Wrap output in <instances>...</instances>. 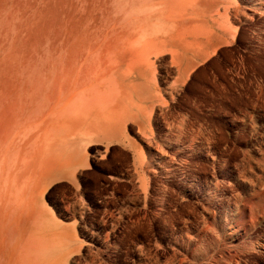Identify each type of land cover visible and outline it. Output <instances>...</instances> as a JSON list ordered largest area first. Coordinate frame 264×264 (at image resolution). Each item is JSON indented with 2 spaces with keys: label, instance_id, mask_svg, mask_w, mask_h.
<instances>
[{
  "label": "rangeland",
  "instance_id": "1",
  "mask_svg": "<svg viewBox=\"0 0 264 264\" xmlns=\"http://www.w3.org/2000/svg\"><path fill=\"white\" fill-rule=\"evenodd\" d=\"M71 1L56 0L54 13ZM80 1L98 26L115 24L121 8L133 7L131 0ZM181 5L168 7L171 32L179 20L196 14V3ZM260 31L253 48L223 49L198 70L205 75L190 89L188 129L179 127L181 133L168 138V111L158 112L151 140L141 149L151 178L143 202L129 200L125 186L100 189L93 180L79 193L63 186L44 192L46 205L63 222L58 231L74 229L77 242L63 251L67 264H264V140L259 135L264 46L257 44L264 28ZM211 106L220 124L216 172L207 156L212 146L203 143ZM249 124L256 127V138L245 136ZM34 169L30 165L29 171ZM45 257L54 264L61 255L54 248Z\"/></svg>",
  "mask_w": 264,
  "mask_h": 264
},
{
  "label": "bare ground",
  "instance_id": "2",
  "mask_svg": "<svg viewBox=\"0 0 264 264\" xmlns=\"http://www.w3.org/2000/svg\"><path fill=\"white\" fill-rule=\"evenodd\" d=\"M131 1L133 7L121 8L115 24L98 26L80 0L56 13V0H0V264H49L45 256L54 248L61 255L54 264H67L63 251L77 242L73 228L64 235L58 231L63 222L43 200L46 186L30 191L23 175L28 165L24 145L31 135L52 118L81 117L88 109L97 111L92 122L108 126L129 118L109 116L112 108L146 110L149 121L145 106L156 101L150 56L167 51L184 69L183 52L194 48L193 36L200 31L183 21L187 15L171 32L168 7L197 0ZM209 26L225 28L214 18ZM127 77L138 83L124 86L121 78ZM53 136L46 134L43 142ZM72 149L78 157L83 146L77 142Z\"/></svg>",
  "mask_w": 264,
  "mask_h": 264
},
{
  "label": "crops",
  "instance_id": "3",
  "mask_svg": "<svg viewBox=\"0 0 264 264\" xmlns=\"http://www.w3.org/2000/svg\"><path fill=\"white\" fill-rule=\"evenodd\" d=\"M191 15L190 20L183 21L189 27L199 29L200 33L196 31L193 36L194 48L190 52L188 50L183 52L184 69L180 70L176 66L167 51L148 59V69L154 75L155 84L152 85V90L156 99L152 105L147 103L145 106L150 108L149 121L146 119V110L127 112L119 108H112L106 113L114 118L120 115L129 118L109 126L92 122L91 118L97 113L93 109H88L81 117L52 118L50 124L38 128L24 145L27 148L28 165L23 175L28 181V186L32 188L30 191H38L46 186L45 193H49L54 188L63 186L79 193L84 191L88 180H93L100 189L109 186L110 183L125 186L130 193L129 200L140 202L145 200L151 178L145 172L141 149L143 143L150 139V130L158 112L168 111V138L173 132L176 135L181 133L179 127L183 128L185 125L184 128L188 129L186 119L188 120L189 114L187 105L190 89L194 88L193 83L205 75L198 70L218 56L223 49H230L234 53L238 49L247 51L254 47L255 41L252 39L256 30L264 28V0H197L196 14L191 12ZM209 18H214L215 23H224L225 28L209 26ZM257 44L264 46V39L257 40ZM121 79L125 82L124 86L127 84L134 86L138 83L132 77ZM211 107L204 119L206 124L203 131L206 135L203 143L212 146V151L209 147L210 152L207 156L208 160L212 161V172H216L218 167L215 161L221 159L218 143L220 124L215 119V108ZM262 129L264 130V127ZM263 130L259 132L261 141L264 140ZM243 131L246 137L256 138L255 126L249 124ZM50 132L55 136L44 143L43 137ZM77 142L83 146L78 157L74 151L71 152ZM84 159L86 165L79 167ZM30 165L35 168L32 172L29 171Z\"/></svg>",
  "mask_w": 264,
  "mask_h": 264
}]
</instances>
